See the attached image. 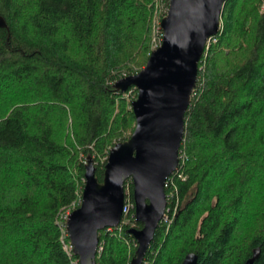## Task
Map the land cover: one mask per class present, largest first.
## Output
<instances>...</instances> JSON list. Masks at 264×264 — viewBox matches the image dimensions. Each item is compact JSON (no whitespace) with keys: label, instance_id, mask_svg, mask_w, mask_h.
<instances>
[{"label":"trees","instance_id":"trees-1","mask_svg":"<svg viewBox=\"0 0 264 264\" xmlns=\"http://www.w3.org/2000/svg\"><path fill=\"white\" fill-rule=\"evenodd\" d=\"M156 4L160 21L170 0H0V264H79L58 214L81 205L88 158L102 181L111 148L135 130L138 92L116 83L146 66ZM263 4H225L186 112L185 158L167 181L168 220L142 264L189 253L245 264L257 248L253 264H264ZM125 191L134 204L131 179ZM134 214L100 232L97 264H131Z\"/></svg>","mask_w":264,"mask_h":264},{"label":"water","instance_id":"water-1","mask_svg":"<svg viewBox=\"0 0 264 264\" xmlns=\"http://www.w3.org/2000/svg\"><path fill=\"white\" fill-rule=\"evenodd\" d=\"M227 0H170L161 20L163 39L153 49L146 66L116 83L123 92L134 87L132 102L136 126L126 141L110 150L102 181L96 176L94 159L86 163L82 203L70 215L68 234L79 264H97L100 232L121 224L125 207V184L132 180L136 221L130 228L138 248L131 264H142L164 219L168 206L166 182L177 170L185 137V116L199 77V64L208 42L222 25ZM0 27L8 24L0 16ZM260 249L245 264H253ZM189 253L182 264H197Z\"/></svg>","mask_w":264,"mask_h":264},{"label":"built area","instance_id":"built-area-1","mask_svg":"<svg viewBox=\"0 0 264 264\" xmlns=\"http://www.w3.org/2000/svg\"><path fill=\"white\" fill-rule=\"evenodd\" d=\"M160 29H161V27H160ZM161 32H162V30H161ZM158 39H159V42L156 43V46L154 47V49H156L158 46L161 45L162 39H163V32L158 36ZM184 158H185L184 154L181 153V151H180L179 165H180V163L183 162ZM166 186H167V182H166ZM79 202H81V201H79ZM76 206H77V203L75 204V202H74L70 206L62 208L58 214V220H57L59 228H60V232H61V241L64 245V249L66 250V252L69 255H72V253L74 254V251H73V245L70 241V237L68 234V221H69V217H70L71 213L76 209ZM132 208H135L134 204L131 203L128 198L126 199V196H125L124 214H123V218H122L121 223L122 222H126V223L129 222V219H126L124 216H125V214L129 213ZM166 212H167V210H166ZM134 217H135V214H134ZM135 219H136V217H135ZM166 219L168 220L167 213L165 214L163 220H166ZM118 227H115V228H118ZM113 228L114 227H110V228H107V230H112ZM131 228H134V227H131ZM137 245H138V242H137ZM102 249H103V247L101 246V244H99L98 252Z\"/></svg>","mask_w":264,"mask_h":264},{"label":"rangeland","instance_id":"rangeland-1","mask_svg":"<svg viewBox=\"0 0 264 264\" xmlns=\"http://www.w3.org/2000/svg\"><path fill=\"white\" fill-rule=\"evenodd\" d=\"M156 1H158V0H156ZM157 3V2H156ZM155 12H154V16H153V18H152V30H153V38H152V43H153V47H155L156 46V43H158L159 42V39H158V36L156 35L155 36V30L157 31V28L156 27H159L160 26V24H161V20L159 21V13H160V10H161V7H160V5H158V4H156V6H155ZM261 9L262 10H264V4L262 5V7H261ZM131 99H132V96H130V97H128V100L129 101H131ZM132 181V180H131ZM246 189H247V191H251L252 192V190H254V189H251L250 187H249V185L248 186H246ZM81 202H82V199H81ZM80 202V203H81ZM79 204V203H78ZM77 204V205H78ZM80 207V206H79Z\"/></svg>","mask_w":264,"mask_h":264},{"label":"flooded vegetation","instance_id":"flooded-vegetation-1","mask_svg":"<svg viewBox=\"0 0 264 264\" xmlns=\"http://www.w3.org/2000/svg\"><path fill=\"white\" fill-rule=\"evenodd\" d=\"M134 206H135V202H134ZM168 207V206H167ZM142 225H143V223H142ZM135 228V227H134Z\"/></svg>","mask_w":264,"mask_h":264}]
</instances>
